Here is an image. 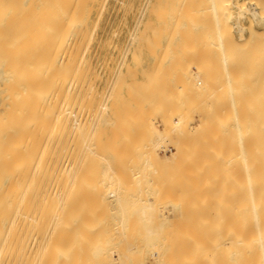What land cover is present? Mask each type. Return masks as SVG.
I'll return each mask as SVG.
<instances>
[{"label":"bare ground","instance_id":"bare-ground-1","mask_svg":"<svg viewBox=\"0 0 264 264\" xmlns=\"http://www.w3.org/2000/svg\"><path fill=\"white\" fill-rule=\"evenodd\" d=\"M3 1L8 2L10 0H0V17H1L0 23H3L4 21L8 22V20L11 21V18H10L11 14L8 15L9 16L8 18L6 17L5 13L2 14V12L5 10V9H3L4 4L6 3V2L4 3ZM195 1L196 0H194V1L190 0V3L188 5L191 6L190 4L193 3L194 8H193V6H191V8H189L190 10L188 11V9H186L183 5L186 2L185 6L188 7L187 2H189V0H185V2L183 4H182V2L180 3L178 0L177 3L179 5V7L181 4L184 7L181 9V7H182L181 6L179 12H181L182 13L181 15H183V9H186L187 10L186 13L188 12V18L191 20L193 19V17L196 18L197 16L201 15V13H204L207 18H210L213 20V22H212V20H210L212 23L209 21V24L211 23L213 26L215 23L214 27H216V28L214 29L212 27V29H214V31L216 30V33H215L216 37L213 41V44H211L212 46L209 45L208 46L209 48L205 47V49L207 51V49H210V46H211V49H210V52L212 53L211 55H213L214 53L218 54L217 55L218 59L213 55V57H215L214 59H216L217 61L219 60L218 62L220 63V64L218 63V65H215L214 69H218L220 75L226 73L223 71V69L224 70L228 69L229 67H231L230 65H232L231 70L233 71V69H234V71L236 73V75H234L235 78H234V76H232V72L230 70H229V72L231 74V78L233 77L234 79H237L236 80L237 83L235 82V84H237V88L234 91H232V94H231L230 100H232V101L230 103H232V104L228 103V105H227L228 99H226V97L228 95H227V91L225 92L226 87L224 88V86H228V85H225L224 81H222L225 78L224 77L225 75L222 76L224 78L221 77L222 80L217 78L219 76L215 77V74H214L215 71L213 69H211V67H210L211 65L209 66L210 67L209 71L212 70L214 73L213 74L208 73L207 72L208 71V68H207L208 65L207 66L205 65L206 66L205 68H207V69H205L206 71L203 70L204 72H206L204 74V72H202V69L200 68V66H201L200 63L198 62L199 66L195 65L196 67L199 68V70L196 74H197V76L203 77V79H199V78H195V77L191 79V77L190 78L188 77L187 80L183 81L184 83H182V84L180 83L181 84L180 96L183 97V101H185V103L187 104V102L188 101L190 102V100H191V99H189L186 102V100L184 99V95L187 98H196L197 101L193 100L194 102L190 103L192 105H190V104L185 105V103L184 104L178 103L176 108H178L179 105H180V107L176 111L172 110L173 111L172 115L174 114L175 116H173L172 118L169 117L170 119L167 118L168 120L163 119L161 121L162 122L160 125L161 127H157V126L156 127L161 128V129H169L168 134H171L172 132H174V133L180 132L181 130L184 129V127H187V124L189 125V123L187 122L188 120H186L187 114H189V113L185 114L186 111L197 114L200 117V119H202L203 117H204L203 119H205V117H207V116L209 117L208 119H210L211 118L210 115L212 116V118L214 115V117H215L214 119L218 120L219 118L218 119L216 118L218 116L213 114V111H212L213 106L210 102V100L212 101V99H215L218 101L217 105H219L216 107H219L220 109L224 110L223 107H225L226 105L228 106V108L226 106L225 109L227 108L226 110L228 111L230 116L234 115L235 121H236V127L238 128L237 130L239 131V133H241L242 128L246 129V126L241 128V124H242L241 119L243 120V118H245V115L247 113H248L249 117L251 115L249 122H248L249 124L247 123V126L249 125L250 128L248 129L247 132L243 131L245 134H250V141H248V139H247L248 137L244 136V134H243L244 139L243 140L241 139L242 140L241 145L243 146V149H245V151L243 153L241 152L242 154L238 151V153H240V155L238 153L236 154V156H235L237 158V161L235 162L236 165L233 164V162H234V161H232L233 158L231 160V163L235 167H237L235 172H233L235 170V167H233V165L231 163H230V165L228 164V167L232 166V168L230 170L234 173V176H233V178H231L232 177L231 175H233V174H232V172L231 173L229 172L231 175L230 176L228 175V177H230L229 178L230 180L227 181V184L229 183L230 185L235 187L234 189L231 190V193H230L231 195L229 194L227 196V197H230V198L226 199V200H229V202L226 203L225 202L226 200L224 198L223 199L225 201L222 199H220V201L219 200L215 201V199H217V198L219 199V197L213 198V203L211 204V208L209 210L213 214H215V213L217 214L216 217H215V215L213 216L217 220V221L213 220L214 222L216 221V224L213 223L211 227L201 229V230H203L202 232L201 231L194 232V234L195 233L199 234L201 232V234L196 239H195L196 236L194 237L192 234L189 235L188 233H186L187 235H185L184 238L182 236V238L185 239L184 244L181 245L182 247L181 246L177 247V245H175V247H177L178 249L181 248L180 252H179V258L178 257L177 258L176 257L167 258V256L165 254L169 250L168 251L163 250V251H154L151 254V256L149 257V260H150V262H152L154 264H264V141H263L264 138H260V140L259 139L257 140L255 135H254L255 134V129H254L255 125L257 124L258 121L261 120L260 118L264 117V116L261 117V115H264V114H261L262 110H264V106H263L264 105V97H262L263 95H261V93L258 95V96L261 95L260 97L256 96V98H257L256 100L259 101L260 103L256 102L257 104L256 103H253L252 105L250 104L251 106L249 107V109H248L246 104L243 105V103L241 102L243 100H246L248 97L253 96V97H251L252 98L251 100H253L255 97L254 95H251V92H250L251 89H253V87H254L253 84H254L255 79L251 83L252 87L249 85V87L251 88V89H249V87L246 88V85H247V83L249 84V81L251 79L249 78L250 80L248 81L247 78H248V76L249 77H251V76L256 77V74L259 71L262 72V70H264V69H261V68H264L263 67L264 66V46H262V43L264 44V42L261 43V41L258 40V36H259L258 34H257L258 36L256 37V40L255 41L252 40V37H253L252 35L255 36V34L251 35V33H249L250 35H248L249 39L248 38L245 39L244 42L236 41L235 39L232 38L231 33H230L231 32L230 29L232 27L229 28V26H230L229 22L233 17L232 7H236L239 10V12L245 13L248 11L247 9H245V7H243L245 5H243V6H242V4L238 5L231 0H211L210 6L208 3H206V4L204 3L205 8L203 7L202 9H198L199 6L196 8L195 3L198 4V2H200V0H197L196 2ZM250 1L251 0H249V2ZM11 2L12 1H10V4H11ZM13 2L17 3V1H13ZM13 2H12V4H13ZM148 2H149V0H148ZM166 2L167 1L165 0L164 3H166ZM174 2H175V0H174ZM207 2H209V1H207ZM41 3H43L45 11H46L45 19H43V20H45L46 30L43 27V29H44V32H43L44 33V40H41L42 41V42H40L41 44L38 42L40 44L38 46H40V47L37 48L36 47L37 45H34V46L31 45L30 46V47L34 48L32 50L30 49L31 52L37 48L36 49V52H37L36 59L34 61V64L32 63L34 65V67H32L31 62L27 63V67H25L26 64L19 65L18 64L19 62L16 63L17 60H14V59L8 60L9 58L2 59V56L0 57V264H71L72 261H74L73 264H95V263H90V262L88 263V261H91V260H86V258L83 259V257H81V256L85 257V254L87 256V252H89V248H94L93 254H95L97 256V257L95 256L96 258L90 257V259H92V260L93 259L100 260L103 258H110V260L113 261L114 264H122L123 256L126 255L125 252L130 251L136 247H142L143 244H145L142 242V240L149 239L148 237L151 235V233L153 231V227L152 228L150 227L151 228L150 231L152 230L151 232L148 230L149 229L148 227H147V229L145 228L147 231H149L148 234H146L144 236H138L137 235L136 237L131 238V236L128 233L129 232L128 230L131 227L129 225V222H128L130 220V218H128V221H127V219L122 218L121 221H118L115 224H111V225L107 226V229H106L107 232L105 231V233H102V234H100L98 232L99 234H97V235L95 234V232H96V230L101 231V228H103L101 225L103 223H101V225H98L100 227L94 226L93 224H91L94 226V227L92 226L91 228L94 230V231L93 230L92 231L95 234V235H92L93 232L92 233L89 232V230L91 228L88 227V229H87L88 225L87 226L85 225L86 228H84V225L82 224L83 226L80 227V229L78 227L79 225L76 226L77 223H75V222L79 223L81 220L79 214L75 217L76 220L74 218L75 208H78V207H75L76 199L80 200L82 197H83L82 199H84V196L87 195L89 192L91 193L92 190H93V192H92L91 197L93 196V194H95V196H97L95 198H98V196H99V195H97L98 192H96V191L94 192L95 188L90 189L91 191H87V193L83 196V194L86 192V191L84 192V190H88L87 189L88 187H85L86 183H87V179H88L87 178L88 176L86 177L87 172L85 170L87 169L89 155L96 159L95 164L97 165V167L99 168V171H100L99 179H97V177H96V179L99 180L98 183H100L99 187H100V185H103V184L113 185L114 188L111 187L112 189H110L108 191V196L114 198L116 200V202L119 201L118 203H119L120 207H122V203H123L122 201L129 199V197H131V196L140 197V200L143 199V196H140V193L149 189L146 183L151 181L149 173L147 171H145L147 167L152 166V162L149 161V159L147 157L140 161L137 168H134L133 170H131L130 176L128 174H127L128 176H120L119 169H118L119 168V164H118L119 161L117 162L114 158H112L110 156V152L112 150H115L116 145H114V146L112 145L111 146L112 148L110 147V149L109 148L105 149V146L107 143L104 144V140L102 138V135L100 134L101 132L99 133L97 131L99 129V126H100V123H99L100 120H99V118L94 117V114L92 113L93 111H92L91 104L94 103L93 105L96 107L94 109H100L101 105H103L101 102L102 100L100 101V99L98 98V95L100 96V94L98 93L99 90L96 88L97 86L94 87L96 94L94 92H93L94 94H92L91 93V91H92L91 86L93 85L92 82H94V81H92V80H91L92 82L90 81L91 82V86H90V84H89L90 79L88 80V76H90L89 70L91 68V65H90L91 59L90 58L92 56H95V55H97L96 57H98L100 50H101L100 49L101 40L99 39V37L97 35V31H98L101 16H102L103 0H45V2H44V0H42ZM8 4L9 3H7V6H8L7 9L11 8V7H9ZM262 4L263 3L260 4L261 7H262ZM21 5L22 4H20V6ZM151 6H153V5H151ZM206 6H207V8H206ZM21 7H20V9H21ZM124 7H125V5H124ZM156 7H158V6H156ZM165 7L163 6V8H165ZM15 8H16V6H15ZM141 8H142V6H141ZM167 8L170 10V7L168 6V4H167ZM255 8H254V10L250 11L252 16L255 19L260 17L262 20H264V16H261L262 15L261 13H260L261 15L259 14V12L263 11L264 9L263 10L259 9L260 11L258 12L255 10ZM41 9L44 10L43 6L41 7ZM172 9H173V7H172ZM1 10H2V12H1ZM6 10H5V12H6ZM161 10L162 9H159V10H157V12H155L156 13L155 15L158 17V19H159V16L157 15V13H159L158 11H160V13L163 12L162 14L165 13V11H164L165 9L162 11ZM20 11L21 10H19L16 13V15L18 14L17 18H18V16H20L22 14L18 19H20V18L23 19L24 14H25L24 19H25L26 14H28L26 12H29L30 15H33L32 13H30L29 10L26 11V6H25L26 12H24V9L21 12ZM123 11H125V10H123ZM175 11H176V9H175ZM9 12L13 13L11 11H9ZM14 12H16V11H14ZM171 13H176V12L172 11ZM40 14H42L41 18H44L43 17L44 12H40ZM179 14H178V17H179ZM204 14H202V15H204ZM3 15L6 18L3 17L4 19H2ZM16 15H15V13L12 14L13 18H15ZM161 16H163V15H161ZM174 16H176V15H174ZM28 17L32 18L33 16L28 15ZM6 19H8V20H6ZM18 19H17V21H18ZM35 19H36V17H35ZM196 19H198V18H196ZM13 20H15V19H12V21ZM17 21H16V23H17ZM20 21H21V19H20ZM193 21L195 22L194 19H193ZM202 21H203V19H202ZM21 22H23V20ZM42 22L44 23V21H42ZM165 22H167V21H165ZM175 22H180V21L178 20ZM204 22L205 23H203V24L206 25V21H204ZM27 23H30V22H27ZM33 23H35V22H33ZM39 23H41V22H39ZM187 23H188V21H187ZM146 24H147V22H145V25ZM148 24H149V22H148ZM165 24H167V23H165ZM175 24L176 23H174V25ZM177 24H179V23H177ZM211 24L208 26V28L211 26ZM16 25H18V24H16ZM160 25H158V26H160ZM162 25L164 26L163 23H162ZM0 26H1V24H0ZM5 26H6V24H5ZM5 26H3L2 28L5 29L6 28ZM27 26H29V24ZM11 27H12V25H11ZM20 27L23 28L22 26H20ZM31 27H33V26H31ZM39 27H41V26H39ZM205 27H202V28H204L203 30L201 28L199 29V31H201L200 34H202L205 31ZM27 28H29V27H27ZM33 28H36V27H33ZM188 28H190V27H186L187 32H188V30H187ZM38 29H40V28H37L36 30H38ZM41 29H42V27H41ZM158 29H160V27H158ZM158 29L155 28V30H158ZM5 30H8V29H5ZM5 30H4V32H5ZM133 30H134V27H133ZM165 30H166V28H165ZM174 30H171V32L172 31L174 32ZM191 30L193 31V29H191ZM206 30L208 31L207 27H206ZM16 31H17V29H16ZM20 31H21V29H20ZM166 31H168V30H166ZM181 31L182 30H180V32ZM184 31H182L183 35L188 34V33H184ZM192 31H189V32L191 33ZM197 31L198 30H196L195 32L198 33L199 31L198 32ZM207 31H205V34ZM250 31L253 32V29H250ZM263 31H261L262 34H264ZM18 32H16V33H18ZM38 32H39V30H38ZM10 33H12V32H10ZM27 33H28V31H27ZM34 33H35L34 35H36L37 32H34ZM141 33H144L143 34V41L147 40V42H148V37H147L148 36L147 34L149 33L148 26L145 28V32L141 31ZM141 33H139L140 36H141ZM212 33H213V31H212ZM5 34H6V32H5ZM31 34H33V33H31ZM153 34H155V32ZM193 34H195V33H193ZM7 35H8V33H7ZM156 35L157 34H155L154 37ZM197 35L199 36V34H197ZM203 36H204V34H203ZM0 37H1V35H0ZM2 37H4V35ZM26 37H27L28 42H29L31 38H28L27 35H25V37H24L25 40H24V38H22L23 40L21 38H19V42L23 41L22 44L26 45V43H27ZM36 37H37V35H36ZM157 37H158V35H157ZM188 37L191 39L192 35H190ZM204 37L208 38L207 35ZM34 38L35 37H33V39ZM263 38H264V35L262 36V39ZM138 39H140V38H138ZM168 39H170V38H168ZM187 39H186V41H187ZM192 39H194V38H192ZM253 39H255V38H253ZM6 40H5V42H6ZM180 40H182V39H180ZM202 40H203V38H202ZM210 40H211V38H210ZM210 40H206V42L207 41L209 42ZM31 42H33V41H30L29 43L31 44ZM110 42H111V40H110ZM130 42H131V40H130ZM158 42H160V41H158ZM158 42H157L158 45H155V42H153L154 43L153 45L158 47L160 45ZM204 42H205V40H204ZM204 42L202 41L200 44H204ZM206 42H205V44L207 46V44H209V43L208 42L206 43ZM16 43L18 44V42H16ZM29 43H27V44H29ZM95 43L97 44V47H98L96 49L93 48V45ZM177 43L181 44L180 48H183L185 46V45L184 46L182 45L183 42L180 43V42L176 41V44ZM7 44H9V46H10V43H8V42L5 44V46ZM32 44H35V43L33 42ZM108 44H109V42H108ZM165 45L167 46V41H166ZM9 46H7V48L5 47L7 49V51L10 48L12 49V47H13L14 51L17 50L14 48L15 45L12 47L11 46L9 47ZM155 46H154V48H155ZM21 47H20V49L23 48V47L22 48ZM108 47H110V45ZM200 47L201 46L196 47V48L200 49ZM247 47H249V50ZM0 48H3V46H0ZM150 48H151V44H150ZM175 48H176V46H175ZM137 49H135V50L137 51ZM140 49H142V46ZM172 49H173V47H172ZM189 49H190V47H189ZM2 50H3V52L6 51L4 49H2ZM160 50H162V48ZM203 50H201V52ZM166 51H165V53H166ZM189 51H188V53H189ZM206 51L204 52L205 55H206ZM139 52L141 53L140 50H139ZM150 53L152 54V52H150ZM165 53H164V55H165ZM7 54L8 53L6 52V55ZM134 54H135V52H134ZM161 54H162V52H161ZM189 54H191V52ZM205 55L203 56V58H205ZM211 55H209V56L211 57ZM25 56H26V53H25ZM152 56H153V54H152ZM178 56L180 57V54ZM178 56H176V57H178ZM3 57L5 58L6 56L4 55ZM134 57L136 58L137 56H134ZM25 58H27V57H25ZM188 58L189 57H187V60H188ZM199 58L196 60L198 61ZM31 59H33V58H31ZM113 59H114V57H113ZM155 59L159 60V58H157V57ZM28 60H29V57H28ZM172 60L175 61L176 58L172 59ZM182 60H183V58H182ZM201 60H202V58H201ZM24 61H26V59ZM197 61H196V64H197ZM214 62L217 64V62L215 60H214ZM215 63H213L212 65L214 66ZM170 64H173V63H170ZM183 65H185V64H183ZM250 65H252V66L250 67ZM18 66H20L19 69L21 68V71L19 73L16 72V69L18 68ZM160 66H161V64H160ZM216 66H218L219 68ZM128 67H126V68H128ZM252 67H253V69H252ZM26 68H27V70H26ZM134 68H132V69L129 68V69L133 70ZM170 68H172V67H169V69ZM256 68H258L260 70L257 71ZM154 69H155V66H154ZM164 69L169 70L167 67H164ZM92 70H93V67H92ZM189 70H191L190 67L188 68L187 71H189ZM236 70H238L239 72L241 71V73H242L241 78H239V76L237 77V75H240L241 73L237 74L238 71H236ZM134 71L136 72L137 70L134 69ZM220 71H222V74ZM253 71H255L256 73L255 72L253 73ZM98 72H99V70H98ZM142 72H140V73L142 74ZM229 72H227V73H229ZM246 72L250 75L246 74ZM261 72H259V73L262 74ZM155 73L157 75L156 71H155ZM155 73H153L152 75H154ZM190 73H191V71H190ZM202 73H203V75H202ZM160 74L161 73H158V75H160ZM260 74H259V76H260ZM150 75H148V76H150ZM156 75H155V77H158ZM245 75H246V78H245ZM164 76L162 74L161 80H163ZM259 76L257 78H259ZM263 76H264V74H263ZM94 77H95V75H94ZM174 77H175V75H174ZM238 78L240 80H238ZM153 79L154 78H152V77L150 78V80H152V84L153 83L155 84L156 81L158 82L157 79H156V81H153ZM161 80H159V81H161ZM227 81H228V79H227ZM261 81H264V80L261 79ZM161 82L164 83V86L166 85L164 81H161ZM177 82H179V81H177ZM257 82H258V79H257L256 83L254 84L256 87H258L260 85V82L258 83L259 85L257 84ZM118 83H120V82H118ZM241 83H243V85L246 83L245 88L248 89L250 92V94H247L248 91L247 90L245 91V93L248 95V97L244 93L245 89H243V87H242L243 85H241L242 90H243V91H241V87L239 85ZM159 84L160 83L158 82V85ZM158 85H155V86H158ZM187 85L191 88L188 91H186ZM230 85H233V83ZM263 85H264V83H263ZM263 85L261 87H258L261 90V92H262V90L264 91V89H262V88H264ZM169 86H171V85L169 84ZM89 87H91L90 90H89ZM177 87L178 86H176L175 88H177ZM255 88H254V90H252V91H254V93L256 92ZM178 89H179V87H178ZM179 91H180V89H179ZM142 92H144V90ZM89 93H91L92 95H90ZM100 93H101V91H100ZM194 94H196L197 96ZM224 94L226 97L224 96ZM130 95H132V94H130ZM243 95H244V97H243ZM223 96L225 97L224 99H226L227 101L221 100ZM135 98H137V97H135ZM208 98H209V101L207 103L211 104V106L208 108H205V106H204V109H202L200 104L203 101H207ZM229 98H230V96H229ZM242 98H243V100H241ZM258 98H259V100H258ZM125 100L126 99H124L123 101H125ZM171 100L172 101L173 100L178 101L177 98L176 99L173 98ZM99 101L101 102V104ZM219 101L220 102L222 101V103L219 104ZM255 101L253 100V102H255ZM246 102L248 103L249 99ZM150 103H152V102H150ZM251 103H252V101H251ZM261 103H262V105H261ZM254 104H255V106H253ZM170 105H172V104H170ZM104 107H106V106H104ZM167 107H165L164 109H166ZM171 107L172 106H170V108ZM206 107H207V105H206ZM102 108H103V106H102ZM145 108L147 109V106ZM219 108H217V109L220 110ZM157 109H159V107ZM214 109H215V107H214ZM217 109H215V110H217ZM203 110H205V111H203ZM222 110H220L219 112L223 113ZM247 110L249 112H246ZM98 111H100V110H98ZM98 111L97 112L95 111V113L98 114L99 113ZM134 111H136V110H134ZM159 111H160V109H159ZM159 111H157V113ZM102 112H103V110H102ZM161 113H158L159 116ZM168 113L171 114V112H169V111H168ZM263 113H264V111H263ZM92 114H93V116H92ZM222 116H224V114ZM222 116H219V117L222 118ZM91 117H92V120L94 119L93 121H96L95 122L96 125H94L93 122L91 121ZM155 118H157V117H154V120H155ZM224 118H225V116H224ZM224 118H222V119H224ZM208 119H206V121ZM226 119H228V116L226 117ZM219 120H218L219 122L222 121L221 119H219ZM263 120H264V118H263ZM201 121H204V120H201ZM218 121H216V123ZM228 121L233 123L232 120H228ZM91 122H92V125L95 126V127L92 126V127H94L93 130L89 129V125H90L89 123H91ZM155 122H156V120H155ZM206 123H208V121ZM221 123L223 124V122H221ZM217 125H219V124H217ZM243 125H245V124L243 123ZM191 127H192V125H191ZM102 128L103 127H101L100 129L102 130ZM221 128H224V127H221ZM90 133H91V139H90V141H88L89 140L88 137H89ZM236 133H238V132H236ZM85 134H87V137L85 136ZM105 135H107V134H105ZM106 140H105V142H106ZM255 140L257 141V144L250 147L251 148L250 153L246 152V149L249 146V143L254 144V143H256ZM261 140L263 142L262 143L263 145L261 144ZM258 141L260 142L259 145H258V143H259ZM110 143L111 142H109V144ZM164 149H166V147ZM176 149H177V147H175V145L173 144L172 153H170V155H169L170 157L175 156V154L173 152ZM105 150L107 151V153ZM163 155H165L166 158L168 157V156H166L165 153L162 154L161 156H163ZM230 157H233V156L230 155ZM162 159H164V158H162ZM240 159H242V161ZM194 161H195V159H194ZM198 164H201V162ZM239 164L241 165V168H239L240 167ZM203 165H204V163H203ZM205 165L207 166L210 164H205ZM190 166H192V165H190ZM206 166L203 167L201 165V167H203L205 169L209 168V169H207V171L206 170L203 171V169L199 168L201 170L199 172L198 169L197 170L194 169L198 173L193 174V175H196L199 178L198 179V178L194 177V179H198L201 182L202 177L205 178L207 176V179L209 178V176L215 177V175H212V172L210 171L211 167L210 166L206 167ZM192 168H193V166H192ZM195 168H196V166H195ZM81 169H83V172H86L84 175H79V172ZM208 170H209V172H211V174H209ZM215 170H216V172L218 171L217 169H215ZM215 170H214V172H215ZM74 171L77 173L73 175ZM191 171H193V170H191ZM194 172L195 171H193L192 173H194ZM187 173L188 174H186V176L189 175L191 177L192 173L191 172L190 173L187 172ZM219 173L220 172H217L216 174L218 176H221L222 174H219ZM123 174H125V173H123ZM200 174H202L203 176L199 177ZM221 177H223V175ZM224 178H227V177H224ZM128 179L135 186L139 187L137 189L138 194L133 193L131 190H129L128 187L125 186ZM210 179L207 180V182L203 181L204 183L208 184V185L207 184H205V185L209 186V187H205V190L207 188H209V189L213 188L212 190L215 191V188H216L215 185L222 186V185L217 184L218 179L216 180V177H215L214 179H212V181L213 182L217 181V182L214 184L213 187H210V185H209L210 183H208L211 181ZM232 179H233L234 183H233V181H231ZM204 180H206V179H204ZM226 180L227 179H225V181ZM186 181L187 180H185V183H186ZM189 182H190V180H189ZM213 182H211V183H213ZM187 183H188V181H187ZM201 183H199V184H201ZM129 184H131V183H129ZM227 184L225 187L223 186V189L227 188ZM75 185H77V186H75ZM189 185L191 186V183ZM192 185H194V183ZM202 185H203V183H202ZM230 185L226 189V191L228 189L232 188V186H230ZM204 186H202V188ZM194 187H195V185H194ZM81 188H83L82 190L84 193L81 191ZM219 188H221V187H219ZM101 189H103V188H101ZM181 189L183 190L184 188L181 187ZM199 189H200V187H199ZM223 189H222V191H225ZM95 190H98V188H96ZM202 190H204V189H201V191ZM206 191H208V190H206ZM210 191H208V193ZM218 191H219V189H217L215 191V193H217ZM226 191H225L226 194L222 193V195L226 196L227 193H229L228 191L227 192ZM219 192H218V194H220V197H221V193H219ZM104 193L105 192H103V194ZM201 193H203V192H201ZM205 193H203V194L206 196ZM212 194L214 195V192ZM193 195H195V194H193ZM204 195H203V197H205ZM168 196H169L168 194H165L163 200L161 201L160 209L162 210L161 213H163L164 215H165V213H164L165 211H166V213L167 212L169 213V211H167L168 208H170V205H168L169 201L167 200ZM196 196H197V193H196ZM215 196H216V194H215ZM88 199H89V197H88ZM89 200L91 201V198ZM98 200H101V199H98ZM109 200H110V198H109ZM102 202L103 201H101V203ZM107 202H108V200H107ZM99 204H100V202H99ZM101 205H103V206H101ZM101 205H100L101 207L105 206V204H103V203ZM143 205H144V207L141 210L143 212V214L141 213V215H143V216H141V218L145 217V215H146L145 213H147L146 209L149 206L148 204H146L144 202H143ZM116 206H117V204H116ZM172 206L174 207L175 205L172 204ZM97 207H96L95 211L99 208L98 211L100 212L102 210V209H100L101 207H98V208ZM86 208H87L86 202L82 201L81 204H79V208H78L79 213H82L81 211L86 210ZM106 209L108 210V208H106ZM121 209L123 212V207ZM86 213L89 216L90 211H89V214H88V212H86ZM83 216H85L84 213H83ZM213 217H212V219H213ZM226 217H228V218H226ZM170 219H171V221H173V218H170ZM149 220H150V218L148 219V221ZM186 220L189 221L190 218H189V220H188V218H186ZM98 221H100V220H98ZM115 221H116V219H115ZM184 221H185V219H184ZM187 221H186V223H188ZM81 222H82V220H81ZM97 222H95L94 224H97ZM83 223H85V222H83ZM76 227L79 229L78 231L76 230L77 229ZM103 229H105V228H103ZM154 231H155V229H154ZM180 231H181V229H180ZM195 231H197V230H195ZM120 233H122V234L120 235ZM154 234H156V231L154 232ZM171 235L174 236L175 234H171ZM157 236H159V234ZM176 236H177L176 238L179 239L178 237H180V234L176 235ZM117 238L118 239L119 238L124 239L126 241L125 244L129 243L127 245V250L120 251V250H114L111 248L112 251L108 252L109 254L107 255L104 253V250L100 251L97 248L99 244L104 245L103 243H107L110 240H112V239L115 240ZM132 239H134V242L139 241V243L132 242ZM183 239H182V241H184ZM155 243L158 244L157 242H155ZM162 244H164V243H162ZM179 244H182V243H179ZM165 248H166V246H165ZM173 248H171V250ZM166 249H168V248H166ZM168 253H170V252H168ZM218 254H219V256H218ZM89 255H91V254H89ZM169 256H171V255H169ZM141 264H146V263L143 261Z\"/></svg>","mask_w":264,"mask_h":264},{"label":"rangeland","instance_id":"rangeland-1","mask_svg":"<svg viewBox=\"0 0 264 264\" xmlns=\"http://www.w3.org/2000/svg\"><path fill=\"white\" fill-rule=\"evenodd\" d=\"M10 1H12V2L13 1H17V3L13 2V4H12V2H11V4H12L11 5ZM10 1H8V2L3 1L4 3L6 2L5 3L6 5L4 4L3 9L6 10L8 8L7 3H9L8 5L11 8L6 10L7 13L5 12V10L3 12L1 10V12H2V14L5 13L7 18L9 17L8 15L11 14V16H10L11 21H12V19H15V20H13L11 22L10 20L6 19V20H8V22L4 21L3 23H0L1 24V26H0V28H1L0 29V31H1L0 32V35H1V37H0V46H3V48H0V51H1L0 52L1 53L0 57L2 56V59L9 58L8 60H13V59L17 60L16 63L19 62L18 63L19 65L26 64L25 67H27V63L31 62L32 67H34L33 64H34V61L36 59V54H37L36 49L40 47L38 45L41 44L40 43V42H42L41 40H44V33H43L44 29H43V27L46 30L45 20H43V19H45V15H46V11H45L44 5H43V3H41L42 0H10ZM166 1H167L166 3L168 4V6L170 7V10L167 8V4L164 3L165 0H160V1L159 0H149V2H148V0H128V1L127 0H103L102 16H101L100 25H99V28H98V31H97V35H98L99 39L101 40V44H102V45L100 44V49L101 50H100V53H99L98 57H96L97 55H95V56H92L90 58L91 59L90 60L91 68L89 70L90 76H88V80L90 79L89 82L91 80L94 81V82L91 81L92 84H93L92 86H91V82L89 83L90 86L92 87V88L89 87V90L91 88V90H92L91 93L94 94L96 92L94 87L97 86L96 88L99 90L98 93L100 94V96L98 95V98L100 99V101L102 100L101 102L103 104V105H101L100 109H94V108H96L93 105L94 103L91 104L92 111H93L92 113L94 114V117H97L100 120V122H99L100 126H99V129L97 131L99 133L101 132L100 134L102 135V138L104 140V144L107 143L106 146L104 145L105 149H108V148L110 149V147L112 145L113 146L116 145L115 146V150H112L113 152L112 151L110 152V156L112 158H114L117 162L119 161L118 162V164H119V168L118 169H119L120 176H128V175L130 176L131 170H133L134 168H137L138 164L140 163V161L142 159L146 158V157L149 159V161L152 162V166L147 167L146 170H145V171H147L149 173L150 178H151V181L146 183L149 189L144 191V192H142V193H140V196H143V199H141V200H140V197L131 196V197H129V199H127L125 201H122L123 202L122 203L123 212H122V209H121L122 207H120V205L118 203L119 201L116 202V200L114 198L108 196V191L110 189L114 188V186L110 185V184L109 185L108 184H103V185H100V187H99L100 183H98L99 180H97V179H99L100 171H99V168L97 167V165L95 164L96 163V159L94 157H91L90 155L88 157V165H87V169L85 170L87 173L83 172V169H81L80 172H79V175H84L86 173V177L88 176L87 178L89 179V180L87 179V183H86V186H85V187H88L87 188L88 190H84V192L86 191L84 193L83 190H82L84 187L81 188V191L84 193L83 196L87 193V191H91L90 189H92V188L93 189L94 188L95 189L98 188V190L94 189V192L95 191L98 192L97 195H99L98 198H95V197H97V196H95V194H93V196L91 197L92 192H93V190H92L91 193L89 192L87 195L84 196V199H82L83 197L80 200L76 199L75 207L79 208V204H81L82 201H85L86 204H87L86 210L81 211L82 213H79L78 208H75L74 218L79 214L80 218L82 220V222L80 220L79 223L75 222V223H77V225L75 224L76 226L79 225L78 226L79 229L83 225H84V228H86L85 225L86 226L88 225L87 226V229H88V227L91 228L93 225L94 226H98V225H101V223H103L101 226L103 228H105V229L101 228V231L100 230H98V231L96 230V232H95L96 235L99 234V233L102 234V233H105V231L107 229V226H109L111 224H115L118 221H121L122 218L123 219L124 218L127 219V221H128V218H130V220L128 222H129V225L131 227L129 226L130 229L128 230L129 231L128 233L131 236V238L132 237H136L137 235L138 236H144V235L148 234L152 227H153V231H154V229L156 231V234H154L155 231L153 232L151 230L152 233L148 237L149 239L142 240V242L145 243V244H143L142 247H136V248H133L130 251H126L125 252L126 255L123 256L122 264H141L143 261L146 264H154V263L150 262L149 257L151 256V254L154 251H163V250H165V251L169 250L168 252L171 253L170 254V253L166 252L165 255L167 256V258H173V257H176V258L178 257L179 258V252H180L181 248L178 249L177 247H180L181 245L184 244L185 239H183V238L185 237V235H187L186 233H188L189 235L192 234L194 237L196 236L195 237V239H196V238H198V236L203 231L201 229H204V228H207V227H211L213 223L216 224L217 220L215 219V217L217 216V214L215 212H214L215 214H213L209 210L211 208V204L213 203V198L219 197V199L217 198V199H215V201H217V200L220 201V199H222V200L225 199L226 200L227 198H230V197H227V196L231 193V190L234 189L235 187H233L229 183L227 184V181L230 180L229 179L230 177H228V175L230 176L231 175L230 173L232 172L230 170L232 168V166L228 167V164L230 165L231 160L233 158V160H232V161H234L233 164L236 165L235 164V162L237 161V158L235 157L236 154L238 153V151L240 153L241 152L243 153L245 151V149H243V146L241 145L242 144V140L244 139V136L248 137L247 139H248V141H250V134H245L244 132H247L248 129L250 128L249 125L247 126V123L249 122V119H250L251 115L249 117V115L247 113L245 115V118H243V120L241 119V123H242L241 124V128L246 126V129L242 128L241 133H239V131L237 130L238 128L236 127V121H235L234 115L230 116L228 111L226 110L228 108V106H227L228 103L232 104V103H230L232 101L230 99H231L232 91H234L237 88V84H235V82L237 83V81H236L237 79H234L235 78L234 75H236V73H235L234 69H233V71L231 70L232 69V65H230L231 66V67H229L230 69L229 68L225 69V70L223 69V71L227 73L230 70L232 72V76H234V78L233 77L231 78L230 72L227 73L228 74L227 75L226 73L222 74V71H220L221 74H222V75H220L218 69H214L215 65H218V63H219L218 62L219 60L217 61L216 59H214L215 57L218 59V56H217L218 54L214 53L213 55L215 57H213V55H211L212 53L210 52V49H211V46H212L211 44H213V41H214V39L216 37V35H215L216 30L214 31V29L216 28V27H214L215 23L212 26L211 23L213 22V20L210 19V18H207L204 13H201V15L197 16L196 18H198V19L193 17L195 22L193 21V19L192 20L189 19L188 18V12L186 13V11H187L186 9H188V11H189L190 10L189 8H191V6H193V8H194V5H193L192 2H191L192 4H190L191 6L188 5L190 3V0H189V2H187L188 7L185 6L186 5L185 4L186 3L185 0H181V1L179 0V2L180 3L182 2V4L185 2L183 6L186 9H183V15H181L182 13L179 12L180 11V7L182 6V4L179 7V5L177 3L178 0H175V2H174V0H166ZM207 1H209V2H207ZM231 1L235 2L238 5H241V4H242V6L245 5L243 7H245V9L248 10L245 13H241V12H239V10L236 7H232L233 17H232V19L229 22V25H230L229 28L232 27L230 29V31H231L230 33H231L232 38L235 39L236 41L244 42L245 39L248 38V35H250L249 33H251V35L255 34V36L252 35L253 36L252 40L255 41L256 37L259 35L258 36V40L261 41V43L264 42V38L262 39V36L264 34H262V32H261V31L264 30V20H262L260 17L255 19L252 16L251 12H250L251 10H254L255 7H256L255 10L258 11V12L260 10H263L264 9V0H253V1L251 0L250 2L251 3L253 2L252 4L249 2V0H245V1L244 0H231ZM44 2H45V0H44ZM19 3L22 4L21 5L22 7L20 6ZM204 3L205 4L208 3L209 6H210L211 5V0H204V1L200 0V2H198V4L195 3V7L197 8L199 6L198 9H202L204 7ZM261 3H263L262 7L260 5ZM14 5L16 6V8H15ZM124 5H125V7H124ZM151 5H153V6H151ZM162 5L164 7L165 6L166 7L163 8ZM25 6H26V11L29 10L30 13H32L33 15H30L29 12L25 11ZM42 6H43L44 10L41 9ZM141 6H142V8H141ZM156 6H158V7H156ZM183 6L181 7V9L184 8ZM207 6H206V8H207ZM20 7H21V9H20ZM172 7H173V9H172ZM23 9H24V12L28 13V14H26V18L25 19H24V15L25 14L23 15V19L20 18L21 21L22 20H23V22L25 21L24 23L21 22L20 19H18L22 14L20 16H18V18H17L18 14L16 15V13L19 10L22 11ZM159 9H162V10L165 9L164 10L165 11L164 14H162L163 12L160 13V11H158L159 13H157V15L159 16L160 20L155 15L156 14L155 12H157V10H159ZM175 9H176V11H175ZM13 10L16 11V12H14ZM123 10H125V11H123ZM9 11H11L13 13H10ZM170 11L171 12L174 11L176 13H171ZM40 12H44V14H43L44 18H41L42 14H40ZM14 13L16 15L15 18H13L14 15L12 16V14H14ZM160 14L163 15V16H161ZM178 14H179V17H178ZM202 14H204L205 16L202 15ZM259 14L261 16H264V10L260 11ZM4 15L2 16V19L6 18V17H4ZM28 15L29 16H33V17L32 18L28 17ZM174 15H176V16H174ZM35 17H36L37 20L35 19ZM160 17L161 18L163 17V18L161 19ZM16 18L18 19V21H17ZM40 19L42 21H44V23ZM177 19L180 22H175V21H178ZM202 19H203V21H202ZM210 20H212V22ZM16 21H17V23H16ZM165 21H167V22H165ZM187 21H188V23H187ZM204 21H206V25L203 24V23H205ZM209 21L211 22L210 23L211 26L209 27L210 29L208 28V26L210 25ZM27 22H30V23H27ZM33 22H35V23H33ZM39 22H41V23H39ZM145 22H147L146 25H145ZM148 22H149V24H148ZM15 23L18 24V25H16ZM162 23L164 24L165 27L162 25ZM165 23H167V24H165ZM174 23H176V24L174 25ZM177 23H179V24H177ZM5 24H6V26H5ZM28 24H29V26H27ZM11 25H12V27H11ZM30 25L33 26V27H36V28H33ZM158 25H160V26H158ZM249 25L250 26L252 25V26L250 27ZM3 26H5L6 27L5 29H8V30H5L4 28H2ZM20 26H22L23 28H21ZM39 26H41L42 29ZM147 26L149 28V33L147 34L148 35L147 36L148 37V42H147V40L143 41V34L144 33H141V31L145 32V28ZM153 26L156 29H158V27H160V29H158L159 31L155 30V28ZM205 26L207 27L208 31L206 30ZM27 27H29V28H27ZM133 27H134V30H133ZM186 27H190V28L187 29L188 32L186 31ZM202 27H205V31H207L206 34H205V31L202 34H200L201 31H199V29L200 28L202 30L204 29ZM212 27L214 29H212ZM37 28H40V29H38L39 32H38V30H36ZM165 28L168 31H166ZM3 29L5 30L6 34H5ZM16 29H17V31H16ZM20 29H21V31H20ZM191 29H193V31ZM195 29L198 30L199 32L197 31L198 33H196ZM250 29H253L254 33L252 31H250ZM171 30H174V32L173 31L171 32ZM180 30H182V31H184V33H188V34L183 35V32L182 31L180 32ZM27 31H28V33H27ZM189 31H192L191 32L192 34ZM212 31H213V33H212ZM10 32H12V33H10ZM16 32H18V33H16ZM34 32L38 33V34L36 33L37 37H36V35H34L35 34ZM154 32H155V34L158 35V37H157V35L155 36L156 38L154 37V35H155V34H153ZM7 33H8V35H7ZM31 33H33V34H31ZM139 33H141L142 37L140 36ZM193 33H195V34H193ZM197 34H199V36ZM203 34H204V36L207 35L208 38H205L203 36ZM3 35H4V37H2ZM25 35H27L28 38H31L30 41H33L35 44H32L33 42H31V44H30L29 43L30 41L28 42L27 37H26V40H27V43H29V44H27L25 42L26 45H24V44H22L23 41L19 42V38L22 39V38L25 37ZM187 35L188 36L192 35L191 39ZM33 37H35V38L33 39ZM201 37L203 38V40H202ZM138 38H140V39H138ZM168 38H170V39H168ZM192 38H194V39H192ZM210 38H211V40H210ZM253 38H255V39H253ZM4 39L5 40L7 39L6 42H5ZM180 39H182V40H180ZM186 39H187V41H186ZM24 40H25V38H24ZM110 40H111V42H110ZM130 40H131V42H130ZM157 40L160 41V42H158ZM204 40H205V42H206V40H210L209 42L207 41L209 43V44H207V46H206ZM166 41H167V46L168 47L165 45ZM176 41L180 42V43L183 42L182 45L183 46L185 45V46L184 47L182 46V47L185 50L183 48H180L181 44H179V43L176 44ZM202 41L204 42V44H200ZM7 42L10 43L11 47L15 45L16 47L14 46V48L17 49V50L14 51L13 47H12V49L10 48L7 51L6 48H7V46H9V44H7L5 46V44ZM16 42H18V44ZM108 42H109V44H108ZM153 42H155V45H158L157 42L160 45L157 47V46L153 45L154 44ZM149 43L151 44V48H150V44ZM31 45H33V46L37 45L36 46L37 48L34 51H32L33 53L31 52V50L34 49V48L30 47ZM109 45H110V47H108ZM209 45H211V46H210V49H207V51H208L207 52L205 47H208ZM21 46L23 48L24 47L25 48L23 49ZM141 46H142V49H140ZM154 46H155V48H154ZM175 46H176V48H175ZM199 46H201V47L203 46V47L202 48L200 47V49H197L196 47H199ZM262 46H264L263 43H262ZM20 47L23 50L20 49ZM172 47H173V49H172ZM189 47H190L191 50L189 49ZM93 48L94 49L98 48L96 43L93 45ZM137 48L141 51V53L139 52V50ZM161 48H162V50H160ZM247 48L249 50V47H247ZM2 49L6 50V51L3 52ZM135 49H137V51ZM164 50L166 51V53H165ZM201 50H203V51L201 52ZM188 51H189V53L191 52V54H189ZM205 51H206V55L204 54ZM6 52L8 53L7 55H6ZM24 52L26 53V56H25ZM134 52H135V54H134ZM150 52H152L153 56H152V54ZM161 52H162V54H161ZM164 53H165L166 56L164 55ZM207 53L209 55H211V57ZM179 54H180V57L178 56ZM4 55L6 56L5 58L3 57ZM204 55H205V58H203ZM134 56H137V57L135 58ZM176 56H178V57H176ZM25 57H27V58H25ZM28 57H29V60H28ZM113 57H114V59H113ZM156 57L159 58V60L155 59ZM187 57H189L188 60H187ZM22 58L24 60L26 59V61H24ZM31 58H33V59H31ZM175 58H176V60L173 61L172 59H175ZM182 58H183V60H182ZM198 58H199V60L197 61L196 59H198ZM201 58H202V60H201ZM213 59L217 62V64L214 62ZM196 61H197V64H196ZM198 62L201 65L200 68L202 69V72H204L203 70L208 68L207 72L213 74L214 72L212 70H211L212 72L209 71V69L211 67V69H213L215 71V73H214L215 77H217V76L220 77V78L217 77L218 79L222 80L221 77L225 75L224 76L225 78L222 77L225 80L223 79L222 81H224L225 85H228V86H224V88L226 87L225 92L227 91V95H228L227 96L228 98H227L225 96V94H224L226 99H228V102H227V105H226L227 108L225 109V107H226L225 106V107H223L224 110H222L219 107H216V106H219V105H217L218 104L217 100H215V99H212V101L210 100V102H211V104L213 106V109L215 107V109L219 108L220 110L223 111V113H222V112H219L220 110H218V109L217 110H215V109L213 110L212 109L213 114L218 116L216 118L217 119L218 118L221 119L222 120L221 122H223L224 125L221 122H219L220 121L219 119H218L219 121L214 119L215 117H214L213 114H212L213 118L210 115V117H211L210 119H208L209 118L208 116L205 117V119H203L204 117L203 118L201 117L202 119H200V117L197 114H194V113L186 111L185 114L189 113V114H187V117H186L187 118L186 120H188L187 122L189 123V125L187 124V127H184L185 130L183 129L180 132H176V133L172 132L171 134H168L169 133V129H161V128H157V127H161L160 125H161V123H162L161 121L163 119L168 120L167 118H169V117L172 118L173 116H175L174 114L172 115V112H173L172 110L176 111L180 107V105H179L178 108H176L178 103L179 104L180 103H183V104L185 103V101H183V97L180 96V94H181L180 93L181 92L180 86H181L182 83H184L183 81L187 80L188 77L189 78L191 77V79L194 78V77L195 78H199V79H203V77L197 76V74H196L198 72L199 68L196 67L195 65L199 66ZM212 62L215 63L214 66L212 65L213 64ZM159 63L161 64V66H160ZM170 63H173V64H170ZM166 64L167 65L169 64V65L167 66ZM183 64H185V65H183ZM205 65L206 66L208 65V67L205 68L206 67ZM154 66H155V69H154ZM251 66L252 65H250V67ZM19 67L20 66H18V68L16 69L17 73H19L21 71V68L19 69ZM92 67H93V70H92ZM126 67H128V68H126ZM164 67H167L168 69H169V67H172V68L167 70V69H164ZM189 67H190L191 70L187 71ZM216 67H218V66H216ZM129 68H131V69L134 68L137 71L135 72L134 69L130 70ZM258 68H256L257 71L260 70ZM252 69H253V67H252ZM261 69H264V68H261ZM26 70H27V68H26ZM98 70H99V72H98ZM154 70L157 72V75H156ZM190 71H191V73H190ZM236 71H238V70H236ZM255 71H253V73ZM140 72H142V74ZM259 72H261V71H259ZM153 73H155V74L152 75ZM158 73H161V74L158 75ZM205 73L206 72H204V74ZM240 73H241V71L237 72V74H240ZM258 73L256 74V77L255 76H251V77L248 76V78H247L248 81L251 79L249 81V84L247 83L248 81L246 82L248 86L246 85V83L244 85H243V83L239 84L240 87H241V85H243L242 87H243V89H245L244 93L247 90L248 91L247 94H250V92H251V95L255 96L254 99H253L254 101L257 99L256 96L260 97L261 95H263L262 97H264V94H263L264 91L262 90V92H261V90L258 88V87H261L263 85V83H264V81H261V79L264 80V76H263L264 70H262V72H261L262 74L259 73L261 77L259 76ZM162 74H163V76L165 75L163 77V80H161L162 79V77H161ZM246 74H248V73L246 72ZM94 75H95V77H94ZM148 75H150V76H148ZM155 75L158 76V77H155ZM174 75H175L176 78L174 77ZM202 75H203V73H202ZM248 75H250V74H248ZM257 75L259 76V78H257L258 77ZM238 76H239V78H241L242 77V73L240 75H237V77ZM151 77L155 79V80L153 79V81H156V79H157L160 84L158 85L157 81L155 82V84L154 83L152 84V80H150ZM239 78H238V80H240ZM245 78H246V75H245ZM256 78L258 79L257 84L260 82V85L259 84H258L259 86L257 85L258 87H256L254 85L256 83V81H257ZM227 79H228L229 82L227 81ZM254 79H255V81H254ZM159 80L164 81L166 85L164 86V83H162ZM177 81H179V82H177ZM253 81H254V84H253L254 87H253V89H251L249 87V85L252 87L251 83ZM118 82H120V83H118ZM232 83H233V85H230ZM169 84L171 86H169ZM155 85H158V86H155ZM245 85H246V88L249 87V89H251L250 92H249L248 89L245 88ZM176 86L179 87L180 91H179L178 87L175 88ZM242 87H241V91H243ZM254 88H255V91H256L255 93H254V91H252V90H254ZM189 89H191V88L187 85V90L186 91H188ZM262 89H264V88H262ZM143 90H144V92H142ZM100 91H101V93H100ZM91 93H89V94L92 95ZM260 93H261V95L258 96ZM130 94H132V95H130ZM247 94L245 93V95H247ZM194 95H196V94H194ZM224 96L221 99L222 101L226 100V99H224L225 98ZM229 96H230V98H229ZM135 97H137V98H135ZM243 97H244V95H243ZM247 97H248V95H247ZM251 97H253V96H251ZM251 97H248L246 100H243V98L241 99V100H243V101H241L243 103V105L246 104L248 109L253 103H256V102L260 103L257 100L255 102H253V100H251L252 99ZM173 98H175V99L177 98L178 101H176V100L172 101L171 99H173ZM124 99H126V100L123 101ZM184 99L186 100V102L189 99H191L190 102L189 101L187 102L188 105L190 103H193L194 101H197L196 98H187L185 95H184ZM248 99H249L250 103L246 102ZM258 100H259V98H258ZM208 101H209V98H208L207 101H203L200 104L202 109H204V106H205V108H208V107L211 106V104L207 103ZM222 101L221 102L219 101V104L222 103ZM251 101H252V103H251ZM101 102H100V104H101ZM150 102H152V103H150ZM262 103H261V105H262ZM170 104H172V105H170ZM187 104L185 103V105H187ZM190 105H192V104H190ZM206 105H207V107H206ZM102 106H103V108H102ZM104 106H106V107H104ZM146 106H147V109L145 108ZM170 106H172V107L170 108ZM253 106H255V104ZM158 107H159L160 111H159V109H157ZM165 107H167V108L164 109ZM98 110H100V111H98ZM102 110H103V112H102ZM134 110H136V111H134ZM156 110L159 111L158 113L162 112L161 114L164 117L161 114H160V116H161L160 117ZM95 111L96 112L98 111L99 113L100 112L101 113L97 114V113H95ZM168 111L171 112V114L168 113ZM203 111H205V110H203ZM263 111L264 110H262L261 114H264ZM246 112H249V111L247 110ZM93 114H92V116H93ZM223 114H224L225 118H224V116H222ZM226 115L228 116V119H226V117H227ZM219 116H222V118H224V119L220 118ZM262 116H264V115H261V117ZM154 117H157V118H155L156 122L154 120ZM263 118H260L261 120L258 121L257 124L254 127V129H255V134L254 135H255L257 140L258 139L260 140V138H264V120H263ZM206 119H208L207 120L208 123H206L207 122ZM93 120H92V117H91V121L93 122L94 125H96L95 124L96 121H93ZM201 120H204V121H201ZM228 120H232L233 123L228 121ZM216 121H218L219 123L218 122L216 123ZM92 122L89 123L90 124L89 125V129L90 130H93V128L95 127L94 125H92ZM243 123L245 125H243ZM217 124H219V125H217ZM191 125H192V127H191ZM92 126H94V127H92ZM101 127H103L102 130L100 129ZM221 127H224V128H221ZM236 132H238V133H236ZM105 134H107V135H105ZM243 134H244V136H243ZM85 136L87 137V134H85ZM88 138H89L88 141H90L91 133L89 134ZM105 140H106V142H105ZM262 140H261V144L263 143ZM109 142H111V143L109 144ZM173 144L175 145V147H177V149L173 152L175 154V156L170 157L169 155H170V153H172ZM256 144H257V141L254 144H250L249 143V146L247 147L246 152L250 153L251 152V148L250 147H252V146H254ZM259 144H260V142L258 143V145ZM165 147H166V149H164ZM163 152L166 154V156H168L167 158L165 157V155L161 156L162 154H164ZM106 153H107V151H106ZM240 153H238V154L240 155ZM230 155H232L233 157H230ZM162 158H164V159H162ZM194 159H195V161H194ZM240 160L242 161V159H240ZM200 162H201V164H198ZM203 163H204V165L205 164H210V165H207V166L211 167L210 171L212 172V175H215L216 180L218 179V182L216 181L217 184L218 185H222V186L215 185L216 186L215 191L217 189H219L220 192L219 191L218 192L221 193V197H220V194H218V192L215 193V191L212 190L213 188L212 189L211 188L210 189L209 188L206 189L208 191L211 190L209 193H208V191L205 190V187H209V186H207L208 184L204 183L203 181L207 182V180H209L211 178L210 179L211 181L208 182V183H210L209 184L210 187H213L216 182L215 181L213 182L212 179H214L215 177L209 176V178L207 179V176L204 178V177H202L203 175L200 174L199 177H202L201 178V180H202L201 182L203 183V185H202L200 180H198L199 178L196 175H193V174L198 173L196 171L197 169H198L199 172L201 171L200 169H203V171H205V170L207 171V169H209V168H206V169L203 168V167L206 166V165L204 166ZM190 165H192L193 168ZM201 165L203 167H201ZM234 165H233V167H235ZM195 166H196V168H195ZM239 168H241V165H240ZM194 169H196V170H194ZM215 169H217L218 170L217 172H220L219 174H222L223 177H221L222 175L218 176L216 174L217 172H216ZM236 169H237V167H235V170L233 172H235ZM191 170H193L195 172L192 173L193 171H191ZM214 170H215L216 173L214 172ZM187 172H189V173L191 172L192 173L191 177L189 175L186 176V174H188ZM208 172H209V170H208ZM211 172H209V174H211ZM233 172H232L233 175H231L232 176L231 178H233V176H234ZM76 173L77 172L74 171L73 175L76 174ZM123 173H125L126 175L123 174ZM96 177H97V179H96ZM194 177L198 178V179H194ZM224 177H227V178H224ZM203 178L206 179V180H204ZM225 179H227V180L225 181ZM185 180H187L188 183H187V181L185 183ZM189 180H190V182H189ZM231 181H233V179ZM211 182H213V183H211ZM129 183H131V184H129ZM190 183H191V186L189 185ZM193 183H194L196 188L194 187V185H192ZM199 183H201V184H199ZM233 183H234V181H233ZM205 184H207V185H205ZM226 184H227V188L229 187V185L232 186V188L230 187L231 189L227 190L229 193H227V195L224 196V195H222V193H225L227 188L223 189V186L225 187ZM75 186H77V185H75ZM125 186L128 187L129 190H131L133 193L138 194V192H137L138 190L137 189L139 187L135 186L129 179L127 180V183L125 184ZM202 186H204V187L202 188ZM181 187L184 188V189L182 190ZM199 187H200V189H199ZM219 187H221L225 191H222V189L219 188ZM101 188H103V189H101ZM201 189H204V190L201 191ZM103 192H105V193L103 194ZM195 192L197 193V196H196ZM201 192H203V193L206 192L205 193L206 196L203 193H201ZM211 192L212 193L214 192V195ZM192 193L195 194V195H193ZM165 194H168L170 196V197L168 196V198H167V200L169 201L168 205H170V208H168V210H167V211H169V213L168 212L166 213V211L165 212L163 211L165 213V215H164L163 213H161L162 210L160 209V207H161V201L163 200ZM215 194H216V196H215ZM203 195L205 197H203ZM88 197H89V199L91 198V201L88 199ZM109 198H110V200H109ZM98 199H101V200H98ZM107 200H108V202H107ZM101 201H103L102 203L105 204L104 207H101V206H103V205H101L102 204ZM99 202H100V204H99ZM143 202L149 205L147 207V209H146V212H147V213H145L146 215L144 214L146 218L145 217L141 218V216H143V215H141V213L143 214V212L141 211L142 208L144 207ZM225 202L227 203V202H229V200H226ZM116 204H117V206H116ZM172 204H174L175 206L173 207ZM97 206L101 207L100 209H102V210L100 212L98 211L99 208ZM96 207L98 209L95 211ZM106 208H108V210ZM89 211H90V214H89ZM86 212H88L90 217L87 215ZM83 213L85 214V216H83ZM214 215H215V217H213ZM182 217L185 219V221H184V219ZM212 217H213V219H212ZM149 218H150V220L148 221ZM170 218H173V221H171ZM186 218H188V220L190 218V220L187 221ZM226 218H228V217H226ZM115 219H116V221H115ZM75 220H76V218H75ZM98 220H100V221H98ZM213 220H216V221L214 222ZM186 221L188 223H186ZM83 222H85V223H83ZM95 222H97V224H94ZM91 224H93V225H91ZM98 227H100V226H98ZM147 227L149 228L148 229L149 231L146 230ZM179 228L181 229V231H180ZM79 229L77 228L76 230L78 231ZM90 230H89V232H91V233L94 231L92 228ZM195 230H197V231H195ZM198 231H201V232L199 234L198 233L194 234V232H198ZM95 234L93 232L92 235H95ZM121 234L122 233H120V235ZM158 234H159V236H157ZM171 234H175V235L172 236ZM179 234H180V237H178L179 239H177L176 235H179ZM182 236H183V238H182ZM182 239L184 241H182ZM132 242H134V239H132ZM155 242H157L158 244H156ZM125 243H126V241L124 239H122V238L118 239L117 238L115 240L112 239V240H110L107 243H103L104 245L99 244L97 248L100 251L104 250V253L108 255L109 254L108 252H111L112 249L120 250V251L127 250V245L129 243H127V244H125ZM134 243H139V241H137V242L135 241ZM162 243H164V244H162ZM179 243H182V244H179ZM175 245H177V247H175ZM165 246L168 249H166ZM171 248H173V249L171 250ZM93 251H94V248H89V252H87V256L85 254V257L84 256H81V257H83V259L86 258V260H91V261H88V263L90 262V263H95V264H114L113 261L110 260V258H103V259H100V260H98V259L97 260L96 259H93V260L90 259V257L94 258L96 256L95 254H93ZM88 253L91 254V255H89ZM169 255H171V256H169ZM218 256H219V254H218ZM73 263H74V261H72L71 264H73Z\"/></svg>","mask_w":264,"mask_h":264}]
</instances>
